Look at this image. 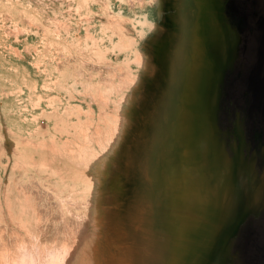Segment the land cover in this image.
Returning <instances> with one entry per match:
<instances>
[{
	"label": "rangeland",
	"instance_id": "rangeland-1",
	"mask_svg": "<svg viewBox=\"0 0 264 264\" xmlns=\"http://www.w3.org/2000/svg\"><path fill=\"white\" fill-rule=\"evenodd\" d=\"M263 142L264 0H0V264H264Z\"/></svg>",
	"mask_w": 264,
	"mask_h": 264
},
{
	"label": "flooded vegetation",
	"instance_id": "flooded-vegetation-1",
	"mask_svg": "<svg viewBox=\"0 0 264 264\" xmlns=\"http://www.w3.org/2000/svg\"><path fill=\"white\" fill-rule=\"evenodd\" d=\"M205 5H200L199 4V9L198 10H200L199 11V13L201 12V10H202V8L204 7ZM251 103V102H250ZM251 105V104H250ZM264 143V142H263ZM255 204H260L261 206H260V212L258 213V218H261L263 215H264V197H263V199H260V201L257 203H255Z\"/></svg>",
	"mask_w": 264,
	"mask_h": 264
},
{
	"label": "bare ground",
	"instance_id": "bare-ground-1",
	"mask_svg": "<svg viewBox=\"0 0 264 264\" xmlns=\"http://www.w3.org/2000/svg\"><path fill=\"white\" fill-rule=\"evenodd\" d=\"M18 260V259H17ZM27 260V259H26ZM28 261H29V259H28ZM33 261V260H32ZM14 262V261H13ZM23 261H21V263H22ZM27 262V261H26ZM29 262H31V261H29ZM39 262V261H38ZM15 263H17V262H15ZM33 263H34V261H33ZM33 263H31V264H33ZM12 264V263H11ZM18 264H20V263H18ZM23 264V263H22ZM26 264V263H25ZM35 264V263H34Z\"/></svg>",
	"mask_w": 264,
	"mask_h": 264
}]
</instances>
